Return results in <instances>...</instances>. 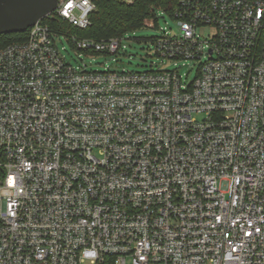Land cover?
Returning <instances> with one entry per match:
<instances>
[{
    "label": "built area",
    "instance_id": "obj_1",
    "mask_svg": "<svg viewBox=\"0 0 264 264\" xmlns=\"http://www.w3.org/2000/svg\"><path fill=\"white\" fill-rule=\"evenodd\" d=\"M95 9L49 17L86 29ZM172 18L145 72L75 69L44 19L0 49V264H264V0Z\"/></svg>",
    "mask_w": 264,
    "mask_h": 264
},
{
    "label": "trees",
    "instance_id": "obj_2",
    "mask_svg": "<svg viewBox=\"0 0 264 264\" xmlns=\"http://www.w3.org/2000/svg\"><path fill=\"white\" fill-rule=\"evenodd\" d=\"M177 1L132 0L131 3H126L123 0H92L96 9L91 14V24L86 29L74 27L56 16L44 19L43 23L61 36H74L95 41L125 38L126 35L145 27L155 28L159 20L157 11L173 17ZM148 20H152L154 26L146 25ZM27 37L28 32L1 35L0 49L11 44L25 42Z\"/></svg>",
    "mask_w": 264,
    "mask_h": 264
},
{
    "label": "rangeland",
    "instance_id": "obj_3",
    "mask_svg": "<svg viewBox=\"0 0 264 264\" xmlns=\"http://www.w3.org/2000/svg\"><path fill=\"white\" fill-rule=\"evenodd\" d=\"M164 17V19H162ZM158 24L155 28L145 27L135 33L125 36L122 41L121 49L116 54H85L76 51L70 44L66 37L61 36L57 38V45L61 54L69 62L71 61L73 67L80 68L84 65L88 66L89 71H112V72H145L150 71L152 64H161V59L154 54L155 47L153 39L160 37L163 32H168L170 35H179L180 28L177 21L157 11ZM146 25L153 26L151 20L146 22ZM163 31V32H162ZM210 32L199 29V35L206 37ZM182 69L180 70L184 81L192 82L197 75V69L191 67L192 63L182 62ZM88 264V263H85Z\"/></svg>",
    "mask_w": 264,
    "mask_h": 264
},
{
    "label": "water",
    "instance_id": "obj_4",
    "mask_svg": "<svg viewBox=\"0 0 264 264\" xmlns=\"http://www.w3.org/2000/svg\"><path fill=\"white\" fill-rule=\"evenodd\" d=\"M60 0H0V36L24 33L49 17Z\"/></svg>",
    "mask_w": 264,
    "mask_h": 264
}]
</instances>
